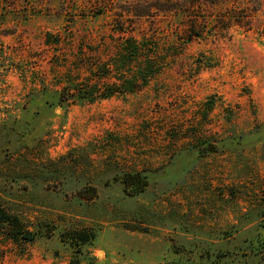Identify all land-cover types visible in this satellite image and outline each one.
<instances>
[{
    "label": "rangeland",
    "instance_id": "rangeland-1",
    "mask_svg": "<svg viewBox=\"0 0 264 264\" xmlns=\"http://www.w3.org/2000/svg\"><path fill=\"white\" fill-rule=\"evenodd\" d=\"M4 214L0 264H264V0H0Z\"/></svg>",
    "mask_w": 264,
    "mask_h": 264
},
{
    "label": "trees",
    "instance_id": "trees-1",
    "mask_svg": "<svg viewBox=\"0 0 264 264\" xmlns=\"http://www.w3.org/2000/svg\"><path fill=\"white\" fill-rule=\"evenodd\" d=\"M185 6H186V4H185ZM182 8H185V7H177V11L181 12L183 10ZM162 10H164V9H162ZM168 10L169 9H165L164 11L166 12ZM232 11L233 10H231L229 12H232ZM223 17H224V20H229V18H227L226 16H223ZM191 24H192L190 26L191 28H197L199 26L198 21L197 22L194 21ZM128 42L132 44V47L134 48V50L136 52H138L140 50L139 45L136 41L129 40ZM137 60L138 59H135V61H133V62H137ZM139 73L141 74V76L144 77V84H145L148 81V78L154 74L153 65H152L151 60H148L147 64L143 65V67L141 69H139ZM135 86H136L135 83H131V86H129L126 90L129 93H133L136 90ZM121 92H122L121 87L116 86V87L112 88V91H109V93L107 94L106 97L108 98V97H111V96L118 94V93H121ZM123 180H124V184L126 185V187L132 188L134 190L135 194H139V193L143 192L147 187V181H146L145 177H143L141 174H138V173L134 174V175H127ZM0 220L10 221L13 224L18 223L17 219L11 220V218H8L5 214L0 216ZM25 238H28V237H25ZM30 240H31V238H30ZM71 264H77V262L73 260L71 262Z\"/></svg>",
    "mask_w": 264,
    "mask_h": 264
}]
</instances>
